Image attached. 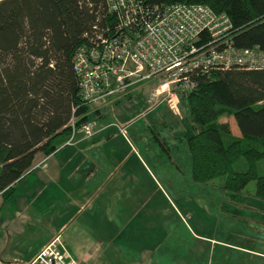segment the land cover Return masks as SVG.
Here are the masks:
<instances>
[{
  "label": "trees",
  "instance_id": "obj_1",
  "mask_svg": "<svg viewBox=\"0 0 264 264\" xmlns=\"http://www.w3.org/2000/svg\"><path fill=\"white\" fill-rule=\"evenodd\" d=\"M204 4L225 13L236 46L264 49V0H146ZM106 0H0V192L6 200L34 165L64 146L89 119L72 64L74 52L113 26ZM185 142L196 183L218 181L232 196L254 181L264 200V69L231 68L200 76L186 95ZM229 111L239 136L230 137Z\"/></svg>",
  "mask_w": 264,
  "mask_h": 264
},
{
  "label": "crops",
  "instance_id": "obj_2",
  "mask_svg": "<svg viewBox=\"0 0 264 264\" xmlns=\"http://www.w3.org/2000/svg\"><path fill=\"white\" fill-rule=\"evenodd\" d=\"M97 123L99 129L93 137L82 139L78 134L74 145H65L43 157L40 165L16 182L12 195L2 201L3 261L27 262L59 236L70 257L84 264H210L208 253L214 245L237 252L232 264H241V260L264 264V251L215 238L209 231L204 232L203 222L200 231L194 230L187 221L193 215L187 199L184 210H179L141 159L136 157L137 167L125 166L123 159L114 160L121 154L99 148L114 133L106 132L103 117ZM186 134L177 131L171 135L168 131L160 139L165 141L168 136L175 143L185 140ZM159 136L155 134L156 139ZM171 209L174 213L172 217L168 214V222L178 219L182 229L163 231L161 222ZM257 221L264 227V219ZM170 230L184 245L175 239L163 241ZM246 252L254 256L244 259ZM188 253L193 256L188 255L187 260Z\"/></svg>",
  "mask_w": 264,
  "mask_h": 264
},
{
  "label": "built area",
  "instance_id": "obj_3",
  "mask_svg": "<svg viewBox=\"0 0 264 264\" xmlns=\"http://www.w3.org/2000/svg\"><path fill=\"white\" fill-rule=\"evenodd\" d=\"M106 4L113 26L78 46L72 58L81 98L90 106L156 79L166 90L159 96L155 92L151 106L165 101L174 108L177 98L191 92L200 76L231 68L264 69V49L236 46L229 17L207 5L152 6L146 0H106ZM70 124L73 139L74 121ZM82 126L86 134L93 133L90 122ZM9 264L84 263L67 259L55 237L30 262Z\"/></svg>",
  "mask_w": 264,
  "mask_h": 264
},
{
  "label": "rangeland",
  "instance_id": "obj_4",
  "mask_svg": "<svg viewBox=\"0 0 264 264\" xmlns=\"http://www.w3.org/2000/svg\"><path fill=\"white\" fill-rule=\"evenodd\" d=\"M160 85L161 81L159 80H149L133 90H128L121 97L97 101V104L90 106L91 112H89V119L86 121L92 124L91 132L93 133L86 134L81 125L82 127L75 128L73 139L66 141L64 146L74 145L78 134H81L82 139L93 137L99 129L97 120L103 117V121L107 124L106 132L114 134L112 139L99 148L121 154L119 157L114 156V160L123 159L125 166L137 167L139 163L136 161V157L141 159L142 163L150 169L149 175L151 173L156 177L161 187L167 191L172 203H175L174 205L179 210H184V201L187 199L189 203L187 207L190 206L193 213L187 221H190L194 230L200 231L201 222H203L204 232L209 231L210 235L215 238L231 241L253 250L264 251V227L257 221V219H264V200L253 195L254 181H250L243 192L235 194L234 199H230L227 197V193L219 187L218 181L200 184L191 179L190 156L185 140H177L173 143V141H169L168 136L165 141L161 140L164 138L163 134L168 131L171 135L177 134V131H185L188 134L192 132L189 128L190 121L186 117V95L177 98L174 108L165 101L151 106L150 98L155 92L159 96L163 90H166L165 88L161 89ZM92 108L94 109L92 110ZM157 122L161 125L159 126ZM217 123H227L230 137L239 134L233 115L229 111H220ZM157 133L158 136L160 135L158 139L155 138ZM171 138L173 139V137ZM170 142L171 145H169ZM161 143L166 147L164 148ZM43 157L40 153L36 154L32 168L39 166ZM2 198L3 195L0 192V206ZM6 206L7 204L3 206V210L7 208ZM173 213V209L166 212L167 219L160 225L163 231L173 227L178 230L182 229L178 219L175 223L172 219L168 222V214L172 217ZM0 234L1 236L4 234L2 228H0ZM167 235L163 241L169 242L175 239V242L181 243L178 237L174 238L175 233H171V230L167 232ZM59 242L67 253V259L71 258L61 238H59ZM61 249H58L56 244V250L62 251ZM181 251L184 252V247ZM188 255L193 256L188 253L187 260ZM236 256L237 252L219 245L212 246L208 253L210 264H232L233 259L236 260ZM251 256L254 255L246 252L243 257L248 259ZM0 263L9 264L10 262H5L0 258ZM241 264L246 263L241 260Z\"/></svg>",
  "mask_w": 264,
  "mask_h": 264
},
{
  "label": "bare ground",
  "instance_id": "obj_5",
  "mask_svg": "<svg viewBox=\"0 0 264 264\" xmlns=\"http://www.w3.org/2000/svg\"><path fill=\"white\" fill-rule=\"evenodd\" d=\"M97 108H99V107H97Z\"/></svg>",
  "mask_w": 264,
  "mask_h": 264
}]
</instances>
